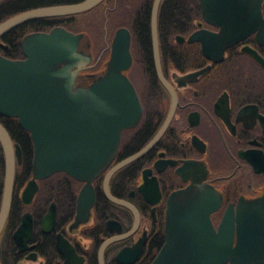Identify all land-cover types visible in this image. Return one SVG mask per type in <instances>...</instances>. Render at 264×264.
Here are the masks:
<instances>
[{"label": "flooded vegetation", "instance_id": "1", "mask_svg": "<svg viewBox=\"0 0 264 264\" xmlns=\"http://www.w3.org/2000/svg\"><path fill=\"white\" fill-rule=\"evenodd\" d=\"M123 1L131 3L128 18L121 13L127 11ZM118 2V18L124 24L114 28L104 25L102 46L96 56L97 38L82 30L87 37L80 45H88L93 56L84 73L106 69L116 29L127 28L132 63L123 73L139 95L141 117L134 126L122 130L116 155L93 180L95 203L87 220L74 225L84 181L63 171L55 172L38 180L39 188L29 204L21 198L25 185L21 188L14 216L10 218L11 202L0 231V264H100V248L109 239L103 251L104 264H151L166 240L167 199L172 192L185 188L193 179L212 185L222 196L219 208L210 214L215 228L228 207L236 216L240 200H251L264 192V0H256L258 11L250 9L248 1L245 5L232 3V14L251 12L254 18L236 22L233 27L242 36L212 57L204 53L201 41H188L195 31L218 32L221 28L215 20H205L201 0H160L159 60L170 88L161 81L155 66L151 32L154 0H104L102 13L113 10L109 7ZM256 2L253 7H257ZM165 3L178 7L179 16L173 25L160 28L159 16ZM142 12L148 16L150 57L135 35ZM146 64L151 75L146 73ZM96 66L99 68L93 70ZM5 117L0 115V123ZM163 128L144 154L117 168L108 180L111 195L130 203L136 216L130 207L107 197L105 179L114 166L142 150ZM62 180V184L77 187L73 208L68 211L55 200L59 199L56 189ZM42 182L48 190L44 188L41 193ZM41 195L44 200L36 202ZM52 203L56 206L55 219L44 220ZM25 213L32 217L30 229L24 228L16 238ZM58 239L70 244L75 260L66 262ZM236 239L234 230V243Z\"/></svg>", "mask_w": 264, "mask_h": 264}, {"label": "water", "instance_id": "2", "mask_svg": "<svg viewBox=\"0 0 264 264\" xmlns=\"http://www.w3.org/2000/svg\"><path fill=\"white\" fill-rule=\"evenodd\" d=\"M103 1L82 0L22 11L0 23V37L29 20L85 12ZM247 1L250 9L258 11L256 0H201L205 20H215L221 28L218 32L195 31L188 41H201L209 57L221 52L242 36L233 25L254 18L251 12L231 13L233 2L245 5ZM159 2L153 3L152 48L157 74L170 88L159 60ZM255 2L257 7H253ZM86 37L83 31L75 33L54 26L49 31H34L22 37L23 58L11 59L0 54V115L16 117L20 126L30 133L33 143L31 178L21 191L22 201L25 204L32 201L39 179L63 171L84 181L77 197L74 225L89 218L95 203L93 180L116 155L122 130L134 126L143 109L133 83L123 73L132 63L129 30L116 29L106 69L91 74L83 72L93 60L88 45H80ZM163 130L142 150L114 166L105 179L107 197L130 207L136 216L137 211L130 203L111 195L108 180L117 168L144 154ZM0 144L5 163L1 231L11 207L16 163L21 162L22 155L19 145L13 143L1 123ZM221 200V194L212 185L194 179L185 188L172 192L167 199L166 240L151 264H264V192L257 198L240 200L236 216L228 207L215 228L210 214L219 208ZM55 216L56 206L52 203L44 220L52 221ZM31 219L30 213L22 216L14 234L16 238L24 228L30 229ZM111 240L100 248V264H104L103 251ZM57 246L66 262L76 259L70 244L58 239Z\"/></svg>", "mask_w": 264, "mask_h": 264}, {"label": "trees", "instance_id": "3", "mask_svg": "<svg viewBox=\"0 0 264 264\" xmlns=\"http://www.w3.org/2000/svg\"><path fill=\"white\" fill-rule=\"evenodd\" d=\"M79 1H82V0H0V23L10 18L11 16L17 13H20L22 11L28 10V9L42 7V6H49V5L76 3ZM126 3L129 4L127 6H130L131 4L129 1L125 2V5ZM102 5L103 3L89 11H85V12H81L77 14L56 16V17L36 18V19L29 20L27 22H24L16 26L15 28L11 29L7 33H5L2 37H0V54L8 58H11V59L23 58L24 55H23L20 42H21L22 37L29 32L48 31L50 28L54 26H63L69 30L81 31L90 26V23L87 22V17H89L90 15L91 16L94 15L95 20L101 21L102 23L104 21L103 17L109 15V13H107V15H104V13H102L104 11ZM112 6H113V10L110 13L111 15H114L112 17V20H114L115 18H118L121 10L118 9V7L120 6L119 2L117 6L115 7L114 5ZM145 11H148V10L145 9ZM178 11H179L178 7L171 6V4L169 6L168 5L166 6V3H165L162 7V10L159 16L160 28L164 25H173L175 20L178 19V16H179ZM121 13H124L123 17L128 18V15H129L128 10L126 12L121 11ZM120 24H124V22H121ZM136 28H137V33H135V35L137 36L138 40L141 41L143 50L147 51L146 53L147 56L150 57L149 55L150 54V36H149L147 12L146 13L142 12L139 15V19L136 23ZM145 68H146L147 75H151L150 65L146 64ZM1 123L4 125V127L8 131L11 139L17 144H19L21 152H22V161L16 164V169H15V179H14V188H13L14 195L12 198V208H11L12 211L10 214V218H12L19 204L18 192L21 190V188L25 185V183L28 181V179L31 176L33 143H32L30 133L19 125L17 118L5 117L4 119H2ZM4 174H5L4 154H3V150L0 144V202L2 198ZM62 182L64 181L62 180L61 183H58L57 189H56V192H57L56 194H58V198L61 199V201L57 198H55V200H57V202H60V203L62 202L61 205L63 206L65 210L68 211L71 208H73V203L76 198L77 187L72 188L68 182L63 183V184ZM44 188L48 190V185H46V182H42L41 193H42V189L44 191ZM43 200L44 199L41 195V198L37 199L36 202L43 201ZM100 201H101V198H100ZM19 207L21 209V204Z\"/></svg>", "mask_w": 264, "mask_h": 264}, {"label": "rangeland", "instance_id": "4", "mask_svg": "<svg viewBox=\"0 0 264 264\" xmlns=\"http://www.w3.org/2000/svg\"><path fill=\"white\" fill-rule=\"evenodd\" d=\"M127 5H128V3H126V5H125V2L122 3V6H124V8L126 10L129 9V6H127ZM109 8L111 9V8H113V6L111 5ZM118 9L121 10V8H119V7H118ZM111 11L112 10H108L107 11V13H109V15H107V13L105 14L107 16L103 17L104 18V21L102 23H101V21H96L95 18H94L95 17L94 15L93 16L90 15L89 16L90 18L87 17V22L90 23V26L88 28H86V31L88 30V32H90L91 34H93L92 36H94V37L97 38V44L98 45L95 46V51H96L95 56L99 53L100 47L102 46L100 44L102 42V37H103V33H104L103 32L104 31V25L107 24L108 27L110 26V27L114 28L115 26H117L119 24V22L121 23V22L124 21V20H121L120 18H115L114 20H112V17L114 15H111V13H110ZM110 15H111V17H110ZM95 21H96V23H95ZM96 68H99V66L93 68V70L96 69ZM137 81L139 82L140 79H137ZM140 84L141 83L139 82V85Z\"/></svg>", "mask_w": 264, "mask_h": 264}, {"label": "bare ground", "instance_id": "5", "mask_svg": "<svg viewBox=\"0 0 264 264\" xmlns=\"http://www.w3.org/2000/svg\"><path fill=\"white\" fill-rule=\"evenodd\" d=\"M33 158V157H32Z\"/></svg>", "mask_w": 264, "mask_h": 264}]
</instances>
